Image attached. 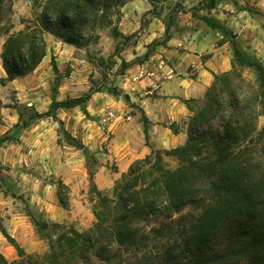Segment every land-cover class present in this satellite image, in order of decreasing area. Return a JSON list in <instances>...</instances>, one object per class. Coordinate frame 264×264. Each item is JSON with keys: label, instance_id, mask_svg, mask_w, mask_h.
Instances as JSON below:
<instances>
[{"label": "rangeland", "instance_id": "rangeland-1", "mask_svg": "<svg viewBox=\"0 0 264 264\" xmlns=\"http://www.w3.org/2000/svg\"><path fill=\"white\" fill-rule=\"evenodd\" d=\"M131 1L113 8L105 25L88 28L93 38L82 47H63L65 42L46 33L47 53L38 67L3 82L6 72L1 54L6 31H18L26 20L33 22L46 0L6 3L8 13L0 21V137L4 138L0 146V252L9 260L18 258L17 244L27 254L48 250L46 234L34 218L90 232L97 221L95 210L108 217L116 214V186L136 159L156 150L165 166L178 164L164 152L186 143L193 115L188 106L198 110L210 85L201 96L186 100V118L169 125L170 133H185V141L158 146L151 135L146 140L145 112L134 99L139 86H147L135 79L149 75L155 64L174 65L185 51L200 48H204V60L211 55L213 44L228 42L232 55L224 71L234 65L247 83L257 85V71L241 65L233 52L237 45L250 61L264 64V0H216L214 8L203 7V0ZM205 17L217 19L228 31L210 27ZM167 26L172 40L165 41ZM197 34L210 39L208 44L204 46ZM122 60L129 64L127 68ZM146 60L148 64L140 68ZM187 71L193 73L195 67L190 65ZM114 87L119 94L106 90ZM88 91L93 93L84 106L58 108L52 116L30 121L36 112L48 111L53 99L65 100ZM26 121L28 126L17 128ZM263 127L264 115H260L258 128Z\"/></svg>", "mask_w": 264, "mask_h": 264}, {"label": "trees", "instance_id": "trees-1", "mask_svg": "<svg viewBox=\"0 0 264 264\" xmlns=\"http://www.w3.org/2000/svg\"><path fill=\"white\" fill-rule=\"evenodd\" d=\"M8 1L0 0V21L8 13ZM126 1L46 0L33 22L6 31L3 82L38 67L47 53L46 33L82 47L93 38L88 28L105 25L113 8ZM201 5L214 8L216 0ZM205 21L228 31L215 18ZM165 32L168 41L169 26ZM233 55L257 71V85L247 83L234 65L214 73L203 105L198 110L188 106L193 115L186 143L164 152L177 159L176 166H165L156 150L136 159L116 186V214L108 217L95 210L97 221L90 232L33 216L46 234L48 250L27 254L16 243L18 258L9 260L0 252V264H264V127L258 128L264 115V64L250 61L237 45ZM122 64L129 65L126 60ZM106 90L119 94L116 87ZM92 93L53 99L48 111L36 112L30 121L52 116L58 108L82 107ZM125 97L130 99L127 93ZM142 122L149 141L145 113ZM28 125L26 121L17 128ZM59 197L64 203L62 192Z\"/></svg>", "mask_w": 264, "mask_h": 264}, {"label": "crops", "instance_id": "crops-1", "mask_svg": "<svg viewBox=\"0 0 264 264\" xmlns=\"http://www.w3.org/2000/svg\"><path fill=\"white\" fill-rule=\"evenodd\" d=\"M136 1L139 0H133L130 3ZM197 35L204 46L208 44L210 39L205 40L206 37ZM63 47H71V45L65 43ZM200 49L202 51L204 48ZM197 51H185L174 65L168 62L155 64V67L150 69L149 75L145 76L144 74L135 79L142 81V83L145 82L147 85L145 89L143 86H139L140 90L138 93H134V99L138 101L147 115L150 121L149 136H152L153 143L158 146L172 147L185 141V133H170L169 125L172 122H179L189 115L186 100L204 94L213 81V73L224 71L228 67L232 55L231 51H228V42L223 45L213 44L209 48L211 55L204 60L201 51ZM224 51L227 53L224 54ZM155 55L160 54L155 53ZM155 55L152 57H156ZM146 61V64L139 65L140 68H144L148 64V60ZM221 62L225 66L220 64ZM190 65L195 67V72L187 71ZM173 68L178 70L177 73ZM136 75L138 76V74Z\"/></svg>", "mask_w": 264, "mask_h": 264}]
</instances>
